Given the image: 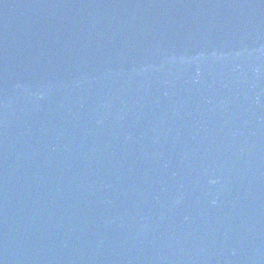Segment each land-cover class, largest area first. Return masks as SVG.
Wrapping results in <instances>:
<instances>
[{
    "label": "water",
    "instance_id": "obj_1",
    "mask_svg": "<svg viewBox=\"0 0 264 264\" xmlns=\"http://www.w3.org/2000/svg\"><path fill=\"white\" fill-rule=\"evenodd\" d=\"M0 264H264V0H0Z\"/></svg>",
    "mask_w": 264,
    "mask_h": 264
}]
</instances>
